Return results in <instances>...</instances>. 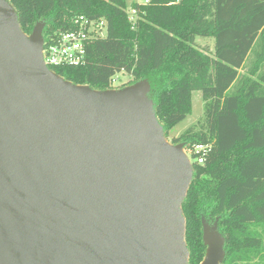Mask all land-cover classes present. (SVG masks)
I'll return each instance as SVG.
<instances>
[{"label": "water", "instance_id": "95a60500", "mask_svg": "<svg viewBox=\"0 0 264 264\" xmlns=\"http://www.w3.org/2000/svg\"><path fill=\"white\" fill-rule=\"evenodd\" d=\"M0 0V264H188L182 204L193 176L166 141L146 80L74 85L42 59ZM201 264H222L202 220Z\"/></svg>", "mask_w": 264, "mask_h": 264}, {"label": "trees", "instance_id": "16d2710c", "mask_svg": "<svg viewBox=\"0 0 264 264\" xmlns=\"http://www.w3.org/2000/svg\"><path fill=\"white\" fill-rule=\"evenodd\" d=\"M20 29L30 35L44 22V45L74 29V20L106 23L104 38L86 44L79 67L51 71L74 85L114 89L117 74L129 84L146 80L156 117L169 130L191 112L201 92L203 118L172 145H210L203 164L191 157L192 181L182 204L188 264H201L202 220L217 221L225 239L222 264H264V0H7ZM212 38L213 51L196 48Z\"/></svg>", "mask_w": 264, "mask_h": 264}, {"label": "built area", "instance_id": "2783aa9c", "mask_svg": "<svg viewBox=\"0 0 264 264\" xmlns=\"http://www.w3.org/2000/svg\"><path fill=\"white\" fill-rule=\"evenodd\" d=\"M148 1L144 0V3ZM135 19L136 12L132 10L129 20L134 22ZM73 24V30L58 34L49 44L44 45L43 42L42 59L49 70L64 66L84 65L86 44L94 39L104 38L106 35V23L103 20L96 22L80 16L74 20ZM209 149L210 145H196L187 151L183 149V151L188 155L190 163L192 157L197 164H203Z\"/></svg>", "mask_w": 264, "mask_h": 264}, {"label": "rangeland", "instance_id": "374dc122", "mask_svg": "<svg viewBox=\"0 0 264 264\" xmlns=\"http://www.w3.org/2000/svg\"><path fill=\"white\" fill-rule=\"evenodd\" d=\"M126 11L128 15H131V5L133 3H144V0H124ZM36 25V24H35ZM196 48L199 50H203L202 48H208L211 52L213 51V44L214 40L212 38H196ZM131 78L125 74H117L112 82L111 85L114 88L113 90L123 89L128 86H132L134 84H128ZM204 113V103L202 100L201 92L194 91L191 93V112L186 118L176 125L173 129L169 130L167 133L166 141L171 143V140L174 138H178L183 132H185L189 127L196 126L199 120L203 118ZM185 153V152H184ZM187 155V154H186ZM188 157V155H187ZM189 159V158H188Z\"/></svg>", "mask_w": 264, "mask_h": 264}, {"label": "flooded vegetation", "instance_id": "af4514ba", "mask_svg": "<svg viewBox=\"0 0 264 264\" xmlns=\"http://www.w3.org/2000/svg\"><path fill=\"white\" fill-rule=\"evenodd\" d=\"M210 225H213V224H210Z\"/></svg>", "mask_w": 264, "mask_h": 264}]
</instances>
